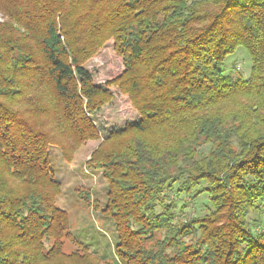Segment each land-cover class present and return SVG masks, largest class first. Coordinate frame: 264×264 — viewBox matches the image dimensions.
Segmentation results:
<instances>
[{
  "label": "trees",
  "instance_id": "1",
  "mask_svg": "<svg viewBox=\"0 0 264 264\" xmlns=\"http://www.w3.org/2000/svg\"><path fill=\"white\" fill-rule=\"evenodd\" d=\"M108 40L123 70L99 86L84 64ZM238 46L246 78L221 69ZM110 86L138 118L101 138ZM99 139L111 262L72 236L49 166ZM0 264H264V0H0Z\"/></svg>",
  "mask_w": 264,
  "mask_h": 264
},
{
  "label": "rangeland",
  "instance_id": "2",
  "mask_svg": "<svg viewBox=\"0 0 264 264\" xmlns=\"http://www.w3.org/2000/svg\"><path fill=\"white\" fill-rule=\"evenodd\" d=\"M84 67L91 75L93 83L99 86H103L107 80L123 70L121 58L115 54L111 40L88 59ZM250 67L248 54L238 46L226 57L221 69L224 74L246 78ZM109 89L113 93L112 100L92 116L100 130L101 138L110 130L121 128L125 123L133 122L138 118L127 95L121 93L118 87L110 86ZM100 141L101 139L85 142L75 151L70 163L62 160L56 146H50L49 166L61 183V193L56 197L55 204L67 212L72 236L85 244L90 252L111 262L113 261L112 246L117 240V234L113 219L101 211L106 199L107 183L100 171H94L85 165L90 153ZM202 150L206 151V147ZM176 185L177 183L173 184L174 188ZM84 191H87L89 196L86 204L83 199ZM163 194V199L167 203L174 199L177 218H189L204 214L206 211L203 195L196 198L185 195L175 196L174 191L171 190H165ZM65 248L68 250L73 246L66 243Z\"/></svg>",
  "mask_w": 264,
  "mask_h": 264
}]
</instances>
